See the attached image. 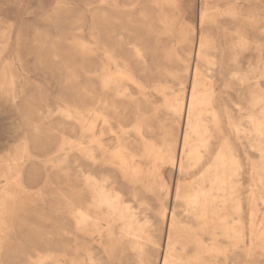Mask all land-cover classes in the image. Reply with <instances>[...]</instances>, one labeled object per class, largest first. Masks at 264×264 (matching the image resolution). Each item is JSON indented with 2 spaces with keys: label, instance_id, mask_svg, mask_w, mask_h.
Returning a JSON list of instances; mask_svg holds the SVG:
<instances>
[{
  "label": "rangeland",
  "instance_id": "1",
  "mask_svg": "<svg viewBox=\"0 0 264 264\" xmlns=\"http://www.w3.org/2000/svg\"><path fill=\"white\" fill-rule=\"evenodd\" d=\"M0 36V264H88L87 251L101 264H137L128 246L121 251L93 227L78 228L68 199L92 202L81 171L110 179L141 219L152 218L161 249H150L147 260L162 264L173 242L188 264H264V137L252 133L246 118L264 121V111L233 78L249 64L264 67V0H0ZM240 37L249 42L243 55ZM209 39L216 51L199 54ZM210 89L218 121L209 124L207 144L197 136L189 141L195 158L180 167L188 120L171 106L186 107L194 92L193 116L204 110L207 118ZM150 142L167 156L173 152L175 163L146 157ZM123 147L136 152L142 173L128 175L116 152ZM21 157L31 189L14 184L7 170ZM217 168L226 182L224 220L210 208L207 226L188 202L212 188ZM109 224L118 231L123 222ZM200 241L221 251L203 252ZM197 252L202 260L190 262Z\"/></svg>",
  "mask_w": 264,
  "mask_h": 264
},
{
  "label": "bare ground",
  "instance_id": "2",
  "mask_svg": "<svg viewBox=\"0 0 264 264\" xmlns=\"http://www.w3.org/2000/svg\"><path fill=\"white\" fill-rule=\"evenodd\" d=\"M168 1H170V0H168ZM163 3H164V1H163ZM159 4H160V2H159ZM0 37H2V36H0ZM248 45H249V42H248V40L246 38H244V37H240L239 38V40L237 42V46L239 47V51H240L241 55H243L245 53V51L248 49ZM251 47H252V45H251ZM258 49L260 51V46H259ZM204 51H212V52L216 51V45H215V42H214L213 39H209L207 41L205 40L202 43V45L200 47V50H199V54L204 53ZM202 58H203V56L201 57V59ZM235 63H237V64L240 63V56L239 55L235 58ZM216 67H217L216 59L215 58L210 59L208 61V69H209L211 74H213V72L216 70ZM9 72L11 73V74L9 73V75H12V69H10ZM233 78L235 79V81L237 83V87H238L239 92L242 95L246 96V98L248 99L249 103L252 106L261 107L263 109V111H264V90H263V85H262V81H264V80H262L264 78V67H261L259 65L254 66L252 64H249L248 70H247L246 73L235 72L234 75H233ZM116 79H117V77H116ZM110 80H112V79H110ZM213 94H214V91L212 89H210V96L208 97V100H206L204 102V105L206 107V112L208 113V117L207 118L204 116L205 115L204 112H203L204 110H201V112L199 114H197L195 117L193 116L194 106L198 102V97H197V95L194 92L192 93L191 100H190L189 104L186 107L184 106V102L183 101H179L176 104V106H171L173 111L176 112L177 114H179L180 119H182V116L184 115V111H185V114H187V120H188V128H187V132H186V136H185L186 143H185V145L183 147V150H182V159H181V162H180V167H182L183 163L185 162V159L195 158V150H194V148H192L190 152L187 150V148L190 147L189 141L193 140L194 136H197L203 144H205V143L207 144L208 143V135H209V132H210L209 124H213L215 126V124L218 121V116L215 113L214 105H213V102H212ZM16 99H17V96H14L13 100L15 101ZM172 101H174V100L172 99ZM236 106L241 108V110L243 109L241 104L236 103ZM148 107H150V106H148ZM93 118H94V116H93ZM148 118H150V117H148ZM246 118L250 120V123L253 126L252 133L256 134L260 138H263L264 137V121H260L259 119L255 118L254 116H251V115H247ZM86 122H87V119H86ZM148 123H149V121H148ZM89 127L91 129H93L90 126V124H89ZM136 128H137L138 132H140V135H141V131H142V128H143V123L139 122L137 124ZM93 132H95V131H93ZM122 135L123 136H127L128 133H124V130H123V134ZM95 141L96 140H94V142ZM97 143H99V142H97ZM25 146H26V144H25ZM130 149L127 148V147L126 148L123 147L121 149V151H116L117 152V156L121 157L122 163L125 166V170L128 173V175L129 174L130 175H137L139 173H142L144 170L142 169V166L140 164L136 163V160H137L136 158H137L138 155L136 154V152H134V151H132ZM60 152H63L62 153L63 158H64L63 162H66L67 158L70 155V151L65 149V150H61ZM74 152H73V154H74ZM23 154L27 155L30 158L33 157L31 150L27 149V147H25V150H24ZM145 155L148 158H153L154 159V163H165L166 161H170L171 164L175 163V154L173 152H170L169 156H167V152H166L165 149L159 148V147H157L156 145H154L151 142L148 143L146 148H145ZM8 157L9 156H7V159H8ZM10 157H11V155H10ZM90 157H92V156H90ZM218 159L221 160L222 164H225V161L227 160V156L224 153H220L219 156H218ZM42 161H45V160L43 159ZM25 163H26V159L25 158L23 159L21 157V160L18 163H16L15 166L7 167V170H10V171L15 173L16 180H15L14 184L16 183L17 186H20V188H22V190L31 189L23 181V175H24V171H23L24 170V166H23V164H25ZM48 165H50V164L48 163ZM1 166H0V168H1ZM4 169H5V167H4ZM159 169H162V168H159ZM81 173H82V177L84 179V183H85L84 185H87L88 188L91 190L92 202L89 204V206H87L82 201H80L78 204H76L74 201L68 199L69 200V202H68L69 210L73 214V216H74L73 218H75V220H76L75 222H77L76 224H77L78 228L79 229H85L86 227H93V229H94L93 232H95V234H98V236H100V237H108L106 239L111 238L112 241L117 245V247L121 251H124L126 249V247H124L125 245L128 246L130 251L134 254V259L137 261V264H155V262H153V259L151 257H149L148 258L149 260H147V255L150 253V249H152L154 252H156L157 250L161 249V246L159 245V243L157 241L158 238L156 236V233L151 230V228L153 226L152 218L150 216L145 215L141 219L140 218V214L138 213V208H134L130 202L125 200V194L122 191L115 189L113 187V184H111L110 179H107V178L100 179V178H98V177H96V176H94V175H92L90 173H86L84 171H81ZM5 178H6V176H5ZM225 183L226 182L224 181V173L220 174L218 172V168H217V170L215 171V176L212 179V188L209 191H207V192L201 193V195H197L194 199H192V201L188 202V207L190 209L194 210L195 212L197 211V212L200 213L201 218L205 221V225H207V223H209L207 221L209 220V216L208 215H209L210 208L212 210V215H214L215 220H221V216H220L221 212L219 213V210L222 207V205L225 203V201L223 199V196L221 195V192H222L223 188L225 187ZM199 185L201 186V184H199ZM230 195H231V197H232V195H234L233 188L231 190V194ZM167 213H168V208L164 207L163 216L166 217ZM172 216H174L173 213H172ZM109 219L119 220V221L121 220L123 222V225L121 226V228H119L118 231H116L114 226L111 225L113 223L109 224ZM210 220H214V219L212 218ZM223 220H221V221H223ZM226 220H227V218H226ZM14 222H15V220H14ZM216 222H218V221H216ZM222 224H223V222H222ZM201 227H203V226H201ZM194 232H195V230H194ZM234 235H235V233H234ZM196 238H197V236H196ZM61 241H63V240H61ZM111 244H112V242H111ZM200 245L201 246H199V247H201V251H203V252L214 251L217 254V253H219V251H221V249L219 247H217L215 245L211 246V247L210 246L208 247L202 241H200ZM53 247L54 246H52V248ZM90 248H91V246H90ZM188 250H189V247H187V246H183L181 248L182 252H187ZM164 251H165V256H164L162 264H188V262H186L178 254V252H177L178 251L177 243H173V242L169 243L167 245V247L164 249ZM223 251L225 252L224 249H223ZM248 254H249V252H248ZM213 255H214V253H213ZM63 257H67V254L65 253ZM202 258H203V256L199 252H197L196 254H194L192 259H190V262L192 261L193 263H196V262L201 261ZM247 258H248V256H247ZM85 262H87L88 264H101V262L98 259H96V257L93 255V253L91 251H87L86 252ZM42 263H43V261L40 264H42ZM54 264H61V263H60L59 260H57L56 262H54Z\"/></svg>",
  "mask_w": 264,
  "mask_h": 264
}]
</instances>
